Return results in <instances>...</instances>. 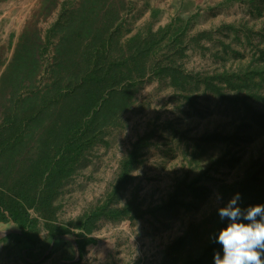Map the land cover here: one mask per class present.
<instances>
[{
  "label": "rangeland",
  "instance_id": "1",
  "mask_svg": "<svg viewBox=\"0 0 264 264\" xmlns=\"http://www.w3.org/2000/svg\"><path fill=\"white\" fill-rule=\"evenodd\" d=\"M47 1L0 0V77L25 26L45 29L56 19L62 0L50 13ZM127 1L132 9L125 19L126 37L161 29L159 53L175 61L181 75L178 80L146 77L130 109L62 188L58 223L69 227L97 206L120 208L133 196L143 209L157 208L184 180L195 181L204 193L193 204L158 208L139 218H100L88 235L93 242L82 252L77 228L51 238L39 220L32 246L15 224L0 222V264H159L166 246L191 222L226 201L229 185L252 157L264 160V128L245 109L264 112V0ZM245 71L254 72L248 87L223 84L224 97L203 82ZM144 134L149 145L113 195L121 161Z\"/></svg>",
  "mask_w": 264,
  "mask_h": 264
},
{
  "label": "trees",
  "instance_id": "2",
  "mask_svg": "<svg viewBox=\"0 0 264 264\" xmlns=\"http://www.w3.org/2000/svg\"><path fill=\"white\" fill-rule=\"evenodd\" d=\"M56 4L57 0L47 1V13ZM131 9L127 0H62L56 19L47 28L25 26L0 77V222L15 224L28 245L34 246L36 227L42 220L51 238L70 233V226L79 229L77 245L82 252L93 242L88 235L100 218H139L158 208L193 204L204 193L195 181L184 180L157 208L143 209L133 196L120 208L97 206L69 227L58 223L57 198L62 188L86 154L130 109L146 77L154 74L178 80L181 75L175 61L159 53L164 40L161 29L126 37L125 19ZM253 74L225 72L203 82L224 97L223 84L241 90L248 87ZM245 109L264 128V112L250 106ZM148 138L144 134L133 142L121 161L113 195L131 178ZM232 140L237 143V138ZM237 193L242 211L264 204L261 157L246 163L229 185L223 204L191 222L166 246L159 264H214L216 252L222 257L216 238L229 221L221 219L218 209Z\"/></svg>",
  "mask_w": 264,
  "mask_h": 264
},
{
  "label": "clouds",
  "instance_id": "3",
  "mask_svg": "<svg viewBox=\"0 0 264 264\" xmlns=\"http://www.w3.org/2000/svg\"><path fill=\"white\" fill-rule=\"evenodd\" d=\"M239 199L237 193L226 206L218 209L221 219L226 218L229 223L216 238L223 255L216 252L214 264H264V204L242 211L237 204Z\"/></svg>",
  "mask_w": 264,
  "mask_h": 264
}]
</instances>
